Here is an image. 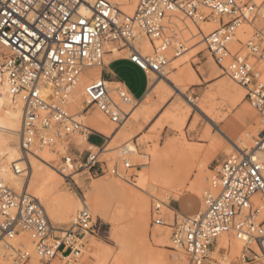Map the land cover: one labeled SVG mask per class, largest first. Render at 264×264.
<instances>
[{"label": "built area", "instance_id": "built-area-1", "mask_svg": "<svg viewBox=\"0 0 264 264\" xmlns=\"http://www.w3.org/2000/svg\"><path fill=\"white\" fill-rule=\"evenodd\" d=\"M262 10V11H261ZM180 11L197 24L215 18L219 27L203 40L210 55L224 73L246 89V96L263 123L256 148L264 152V82L254 71L248 55L233 51L230 43L241 20L255 18L264 6L253 0H138L133 15L125 14L111 0H0V84L6 82L10 93L23 103L19 145L24 152L51 146L54 139L81 131V123L67 108L71 88L83 71L99 67L101 73L87 82L84 93L88 100L82 109L96 107L120 128L141 99L130 94L121 83L112 86L103 75L106 44L127 48L129 59L148 72L164 74L170 63L166 52L173 47L174 57L189 48L181 37L179 25L173 22ZM264 17V16H263ZM139 34L155 44L153 56L144 55L136 45ZM251 54L264 62V26L247 42ZM49 84L53 92L42 97ZM130 151L121 148L120 159L125 175L117 166L109 168L90 152L77 170L91 174L112 173L123 178L133 167ZM0 157V232L12 238L27 232L34 250L43 264L58 255L82 253L87 233H96V219L86 200L68 229L52 227L40 200L27 192H19L1 174ZM65 178H72L74 163L70 157L57 168ZM16 174L23 169L12 165ZM153 221L167 224L156 207ZM264 160L255 148L240 156L226 158L216 169L210 187L204 194V207L193 216L174 215L171 240L175 249L184 252V264H212L211 253L223 233H232L244 242L238 261L229 264H264ZM222 256H230L221 248ZM63 257V258H64ZM31 254L16 251V262L26 264Z\"/></svg>", "mask_w": 264, "mask_h": 264}, {"label": "bare ground", "instance_id": "bare-ground-1", "mask_svg": "<svg viewBox=\"0 0 264 264\" xmlns=\"http://www.w3.org/2000/svg\"><path fill=\"white\" fill-rule=\"evenodd\" d=\"M111 1L118 4L120 9L127 15L134 14L138 2V0H111ZM262 2H264V0ZM255 3L257 4L256 1ZM258 5H262V3H259ZM258 15H257L258 17L257 16L255 18L250 17L247 20H241L239 22V25L234 35V41L232 39L230 46L231 45L232 47L235 46L237 40L240 41V39H245V37L248 35L250 30L259 31L261 28H263L264 15L262 12H260ZM258 18H260L263 21L262 26H258V22H257ZM172 21L179 25L181 29V37L183 39L185 38V32H187L191 35V38L197 39V41L194 42L195 44L200 43V46L204 45L205 43L202 37L204 38L206 35L210 34L219 27V21L218 19L215 18L200 20L197 24L195 23L193 24L190 21V19L185 17L180 11H176L174 13V17ZM135 42L136 45L139 47L140 51L144 55L153 56V54H155L156 52L155 44L151 40H149V38L144 34H139ZM106 50L113 51L112 53L117 56H119L120 54L118 51L119 48L115 44H112L111 42H108L106 44ZM171 50H173V47H171L166 52L167 56L171 54ZM197 50L199 49L197 48ZM2 51H4V49L1 48L0 55ZM250 58L254 71L257 74H259V76L264 82L263 61H261L252 54L250 55ZM253 59L260 60L257 69L255 67L254 62L252 61ZM105 63H108V59L106 57H105ZM99 70L100 68L96 66L85 69L81 74V76L79 77L76 84L71 88V93L69 95L67 108L69 112L75 116V119L81 123L82 125L81 131H76L70 134L69 136L63 135L61 137H57L54 139V144L51 146L40 148L39 145L36 144L31 152H24L23 150H21L19 145V131L21 129V124H22L23 103L20 98L14 97L10 93L6 82L0 84V157L2 158L1 174L3 178L17 191L27 192L33 195L34 197L38 198L40 202L43 204L52 223H66L69 221H75L78 210L83 205V201L80 198H76L77 196L76 197L72 196L68 192L66 193L63 191L64 189L62 188L63 186L62 179L64 178V175L60 173V171L57 169L56 166L52 164V162L59 157V153H66L68 146L70 145L76 146L81 143H84L87 138V133L91 129H96L104 133L106 136L113 135L112 134L114 131L113 125L112 123L109 122V120L105 117V115L102 112H100L99 110L98 111L94 110L88 115L83 114L84 112H82V109L87 105L88 102L84 93V86L87 82L98 76ZM181 70L183 71L180 73V75L178 77H174L173 79L176 83V87L179 89L180 92L183 93L186 91V88L184 87V83L187 80H189L188 73L187 71L184 70H191V68L189 65H187L185 66L184 69ZM148 73L150 74V77L154 80V78L156 77L155 75L157 74H154L150 71ZM157 76L159 77V79H156L153 82L150 90H148L149 92L147 91L148 93L146 94L143 100L142 108L138 111L136 110L132 111L130 118L137 119L139 116H142L145 120L150 119L159 108V104L156 101L157 100L156 97H160L161 103H163L165 99L170 95V91L167 88V84H166V81L170 77H166L165 71L164 74H159ZM116 84L117 83H113L111 85L114 86ZM240 86L243 87L242 85ZM219 90L222 96H228L235 91V86L233 85L232 82L224 81L219 85ZM237 91L238 94L236 98L232 101L231 103L232 106H237L246 95V92L240 87L237 88ZM52 92H53L52 87L49 84H46L42 88V97L47 98V96ZM214 97L215 96L213 94V105L209 104L210 106L208 107L205 104H200L198 105V108L204 114H206V116H213L214 122L221 124L223 120V116L226 115V113L222 112L221 108L226 104V102L222 100L217 101V99L215 100ZM188 101L192 102V97L188 98ZM189 106L191 107L192 105L189 104ZM190 107H187L183 101L176 102L165 112L164 115L165 122L172 124L174 127L180 130H183V127L186 124L189 113L191 111ZM79 110H81V113H78ZM248 111L249 110H246L244 114L245 116L249 115ZM247 128L248 127L245 128V125H243L240 120L230 119L229 121L226 122L225 125H223L222 127H218L217 132L219 135L213 134V150H216L218 148H224L225 143H227L230 145L229 147L226 148V152L228 154L227 158H230L233 156H240L244 154L245 151H249L255 148L257 155L264 160V152H261L260 150H258V148H256V141L260 137V133L263 129L262 121L257 122V124L253 125V127L250 129ZM206 135L209 136V131H207ZM125 138L128 141L131 140L133 137L132 135H130V136H126ZM127 147L128 146H126V148ZM186 151L189 157L188 159L189 162L190 160L197 161L198 153L195 148L188 147ZM131 152L130 153L132 155H130V163L132 165H135L136 163H138L137 158L141 155L134 147H132ZM120 155H121V149H120ZM153 157L156 158V156L154 155ZM13 164H16L17 167L23 169L24 172L21 174H16L12 170ZM203 165L205 164L202 162L200 166L201 169L204 167ZM187 167L188 166L184 163V161H179V166H177L173 171L169 169L161 168L159 166H155L151 174L149 173L150 174L149 192L152 195L157 196L159 190L164 189L165 187H173L176 184L177 185L182 184L184 188L183 190L184 192L189 191L200 195L205 187V174L201 172L198 178H196L192 182H190L189 180L190 183L187 184L185 182V180L189 178L186 176L188 171ZM202 170H204V168ZM145 177L146 176H144V178ZM147 177L145 179H148ZM141 181L133 184V187H136V189L129 188L132 186H128V184H126L127 185L126 186L124 181H123L124 184L119 181H115L113 183L116 184L122 198L127 202V207H128L127 209L129 210V212L140 219L139 225H141V223L144 225L140 227L146 230L149 223L147 221V214L149 212L148 209L150 206L149 205L150 202L145 195L147 193L142 194V192L144 193V191H142L141 193L138 192V189L144 188V184H145L143 183L144 180L142 179ZM112 185L111 187H113ZM116 186L114 187L117 188ZM174 190L175 189H173V191ZM171 191L172 190H170V193L168 194L169 198ZM115 192H117V189L115 190ZM174 194H175L174 197H179L181 194H183V192H181V189H177ZM143 195H145V197ZM86 197L89 198L90 200V203L87 201L86 202L89 208L91 209V211L93 210L95 215H97V217H99L100 219L107 220L114 225L115 227L114 233L116 235L115 237L118 240V242L122 244L124 247L125 243L121 231L122 226L120 224L121 221H119L120 216H116V214L112 213L113 210L110 211L108 208L105 207L104 203L102 202L103 198L101 200L99 194H94V195L87 194ZM123 206L125 205L123 204ZM124 210H126V208H124ZM128 210H126V212ZM177 212L182 214L179 211ZM263 216L264 214H262L260 218H262ZM88 234L90 233H87V235L83 239V242L85 244L87 243L86 251L93 252L92 255L99 258V264H107L108 263L107 261L111 256L110 249L107 246L99 243V241L88 237ZM169 246L173 247V244L170 243ZM23 248L28 250L31 254V258L29 259L27 264H41L40 257L36 254L34 250V244L31 240L30 235L27 232L26 233L21 232L12 238L4 236L0 232V264H4L5 257H9L15 254L18 249H23ZM221 248H228L233 253H237V252L241 253L242 249L244 248V242L237 239L232 233L221 234L217 239L216 249L213 250V252L211 253V255L217 259V261H213L212 264H229L228 256L221 255L220 253ZM176 252L177 253L175 254H178L182 256V258H185L182 249L178 248L176 249ZM88 254L89 253L87 252V256ZM81 255L82 253L76 256L80 257ZM85 256L86 255H84V257ZM120 257L121 256L117 258L114 257L116 259H114L115 262L113 264H121ZM144 257L145 255H143L142 257L143 260H140L139 264H148V262H150L151 259L152 262H155V260L157 259V260H161L163 262L162 264H164L165 262L167 264H176L167 261L168 258H166L164 254H158L156 256L154 254V257L151 255V258H144ZM153 259L155 260L153 261ZM53 260L50 262V264H62L60 261V257L58 258L55 257ZM157 260H156V264H159V261ZM87 261L90 262L89 260ZM96 261L98 262V260Z\"/></svg>", "mask_w": 264, "mask_h": 264}, {"label": "rangeland", "instance_id": "rangeland-1", "mask_svg": "<svg viewBox=\"0 0 264 264\" xmlns=\"http://www.w3.org/2000/svg\"><path fill=\"white\" fill-rule=\"evenodd\" d=\"M253 1H256L257 4L262 3L264 6V2H262L263 0ZM257 22L258 26L263 25V21L260 18H258ZM257 32V30H250L245 39H240V41L237 40L235 46H230L231 49L234 52L239 50L242 51V54L248 55L249 59L251 60V51L250 49H248L247 42L248 40L254 38ZM188 34L189 33L185 32L184 39H188L186 46L189 49L178 57H174V51L171 50V54L168 56V58L170 59V63L165 70V75L166 77H170L171 75L179 72L182 67L191 65L194 73L198 78L197 81L187 80L184 83L186 91L183 93L180 92L178 88H175L172 82H168L169 85H167V88L170 91V95L165 99L163 103H161L160 97H156V101L159 104L158 110L147 122H143L142 120H140L133 125L136 136L132 135L133 138L131 140L127 141L125 138L123 141H117L107 138L103 134L92 130L87 133L88 141L89 143H92L99 148L93 149L88 145L82 146L83 144H85V142L79 144L78 146L70 145L68 146L66 153H59V157L52 162V164L58 168V166L64 162L65 157H70L73 160L74 168L76 171H74L75 173L73 174V179H67L65 177L63 178L64 180L62 179V188L64 189V192H68L70 195L75 197L77 196L76 198H80L82 201L86 200L89 203L90 200L86 197L87 194H99L101 200L103 198L102 202L104 203L105 207L110 211L113 210L112 213L116 214V216H120L119 221H121L120 224L122 226L121 231L125 243L124 247L118 242L115 237L116 235L114 233V225L107 220H102L97 217V215H95L92 210V213L96 219V233H90L88 234V237L99 241V243L107 246L110 249L111 256L107 261V264H113L115 262L114 259L119 256H121V264H139L140 260H143V255H145L144 258H151V255L154 257V254L155 256L158 254H164L166 258H168L167 261L176 264H184V258H182V256L178 254H175L177 253L176 249L169 246L167 242H165V235L169 231L172 232V229H169L166 226H169L168 224L172 223L177 210L186 216H193L201 211V209H203L204 194L210 187L212 177H214V175L216 174V169L220 166L223 160L227 158L228 154L226 152V148L230 146L229 144L225 143L224 148L213 150V134L219 135L217 132L218 127H222L230 119L240 120L242 124L245 125V128L248 127L247 129L252 128L253 125H256L257 122L261 121L259 113L250 103L246 95L237 106L231 105L232 101L238 94L237 88L240 87L245 92L246 89L241 87L228 74L224 73L220 66H218L214 62L213 58L210 56L208 49L206 48L205 43L202 46H200V43L195 44L197 39L191 38V35ZM196 47L199 50H197ZM252 61L254 62L257 69L260 60L253 59ZM112 67L115 68L116 64L112 65ZM125 79L136 97H139L141 95L145 84L148 85L147 78L139 69L131 70V73L129 75H126ZM224 81L232 82L235 86V91L228 96H222L219 90V85ZM213 94L215 96V100L217 99V101L222 100L226 102V104L221 108L222 112L226 113V115L223 116L221 124L214 122L213 116H206V114H204L198 108V105L200 104H205L208 107L211 104L213 105ZM191 97L192 102L188 101V98ZM178 101H183L187 107H190L189 104L192 105L190 107L191 111L189 113L187 122L183 127V130L174 127L170 123H166L164 118L165 112ZM94 108L95 110H97L96 107ZM246 110H249L248 116L244 115ZM88 111L89 108H87L84 113H87ZM112 125L115 131L119 129L116 128V125ZM207 131H209V136L206 135ZM123 146H128L127 148L130 152L132 151V147H134L141 155L137 158L138 163L133 165V167L128 170V174H134L133 178L130 179L129 177H127L126 179L122 177L123 175L117 176L112 173L94 175L91 174L88 170H77L78 164L85 161L90 152H94L98 154L99 160L105 162L110 169L114 166H117L120 169L121 173L125 175V171L127 170H125V167L120 159V149ZM188 147H193L197 150V161L190 160L189 162V157L186 151ZM153 155L156 156V158H154ZM179 161H184V163L190 168L189 169L187 167L188 171L186 176L189 177L185 180L187 184L198 178L201 172L205 174L204 190L200 195L191 197L190 205H196L194 210L184 208L179 200H176L174 198V193L177 189H181V192H183L182 198H187L190 196L189 192L183 191L184 188L182 184H176L173 187H165L164 189H161L162 191L159 190L157 196H154L149 192V178L154 167L159 166L161 168L173 171L177 166H179ZM202 162L205 164L203 165L204 170H202L203 168H200ZM144 176H148V179H145L146 177L144 178ZM142 179L144 180L143 183H145L143 188L144 190L138 189V192L141 193L142 191H144V193L142 192V194L147 193L149 196L147 194L145 195L150 202V206L148 209L149 212L147 214V221L149 223L146 230L140 227L143 225L142 223L141 225H139L140 219L129 212V210L127 209V202L122 198L116 184L113 183L115 181L123 183L124 181L125 185L128 184V186H132L129 188L136 189V187H133V184L136 182H140ZM111 185L113 187L116 186L117 188H113L111 187ZM116 189L117 192H115ZM173 189L175 190L173 191ZM170 190L172 191L169 198L168 194L170 193ZM145 195L143 196L145 197ZM122 202L125 206H123ZM158 205L161 206H159L161 212L160 214L165 219L167 224H156L153 221V214H156L155 209ZM124 208H126V210L128 211L126 212ZM73 222L74 221H69L66 223H52L51 221V224L54 229H68L71 227ZM169 243L173 244L172 240H170ZM86 250L87 243L85 244L84 248H82V255L80 257H77L76 255H70L61 258L59 255L56 258L60 257V261L62 264H99V258L92 255L93 252ZM87 252L89 253L88 256ZM239 253H233L230 250V256H228L229 263L238 261L237 257L240 255ZM84 255L86 256L84 257ZM15 257L16 253L9 257H5L4 264H18ZM87 260H89L90 262H88ZM96 260H98V262ZM154 260L155 259H153V261ZM156 260L155 262H152L151 259V261L149 260L150 262H148V264H156ZM157 261H159V264L163 263L161 260ZM41 264H43L42 261ZM164 264L167 263L165 262Z\"/></svg>", "mask_w": 264, "mask_h": 264}, {"label": "crops", "instance_id": "crops-1", "mask_svg": "<svg viewBox=\"0 0 264 264\" xmlns=\"http://www.w3.org/2000/svg\"><path fill=\"white\" fill-rule=\"evenodd\" d=\"M108 52L106 53L105 57L108 59V63H105L106 65L103 67V70H102V75L110 82H112L111 84L113 83H117V84H122L123 86H125L127 88V90L130 92V94L132 96H134L135 98H138V99H141L138 103V105L133 109L138 111L142 108V104H143V100L146 96V94L149 92L148 90H150L153 82L156 80V79H159V77L157 75H155L156 77L154 78V80L150 77V74L148 73V76L146 75V73L141 69L139 68L135 63H133L130 59H129V51L127 48H123L122 50L119 49V56L113 54L111 50H107ZM124 51V52H123ZM127 52V53H126ZM126 53V54H125ZM127 55V56H126ZM121 56V57H120ZM116 64V67L113 68L112 65ZM191 70H184V71H187L188 73V79L190 81H197L198 78L196 76V74L194 73L193 71V68L191 67V65H189ZM185 67H182L181 69H184ZM133 69H139L140 71H142L145 75V77L147 78L148 80V85L145 84L143 90H142V93L139 97H136L135 94L133 93L132 89L130 88L129 84L127 83L126 79H125V76L126 75H129L131 73V70ZM177 73H175L174 75H171L170 78L166 81V84L169 85V81L172 82L174 84V87H176V84H175V81H174V77H178L180 75V73L183 71L181 70ZM101 73V69L99 70V74L98 76L100 75ZM173 88V87H172ZM148 91V92H147ZM143 98V99H142ZM95 108L90 106L89 107V111L87 113H83V114H86L88 115L89 113H91L92 111H94ZM98 110V109H97ZM78 113H81V110H79ZM132 113V112H131ZM106 117V116H105ZM107 118V117H106ZM108 119V118H107ZM140 120H142L143 122H147L148 120H145L142 116H139L137 119L136 118H128L127 121L123 124V126H121L117 131H113V135H110V136H106L104 133L96 130V129H91L90 131H97L101 134H103L105 137L107 138H110V139H114V140H117V141H123L125 139L126 136H130V135H134L136 136V132L134 131L133 129V125L137 122H139ZM110 122V121H109ZM111 123V122H110ZM89 131V132H90ZM88 135V134H87ZM109 141V140H108ZM85 145H88L90 146L91 148H99L98 146L92 144V143H89L88 141V137L86 138L85 140V144H83L82 146H85ZM78 146V145H76ZM189 192V191H187ZM190 193V196L187 197V198H182V195L181 194L179 197H174L176 200H179V202L181 203V205L186 208V209H190V210H194L195 209V206H191L190 203H191V197L192 196H196L198 194L196 193H193V192H189ZM173 211V210H171ZM178 211V210H177ZM180 212V211H179ZM168 227L169 229H171L170 226H166ZM170 234H171V231H169L166 235H165V242H167L168 245H170V240H171V237H170ZM57 257V256H56ZM61 258H63L64 256H60Z\"/></svg>", "mask_w": 264, "mask_h": 264}]
</instances>
